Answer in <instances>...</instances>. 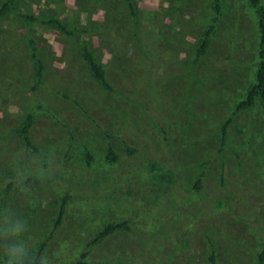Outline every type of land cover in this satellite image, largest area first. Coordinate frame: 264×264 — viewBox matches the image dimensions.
I'll list each match as a JSON object with an SVG mask.
<instances>
[{"label":"rangeland","instance_id":"obj_1","mask_svg":"<svg viewBox=\"0 0 264 264\" xmlns=\"http://www.w3.org/2000/svg\"><path fill=\"white\" fill-rule=\"evenodd\" d=\"M10 1L0 13V213L26 220L22 238L35 253L48 239L41 255L48 264L71 263L85 250L89 261L211 264L213 243L217 264H257L260 100L236 115L224 147L220 132L256 80L260 30L251 0H221L197 63L216 0H134L135 16L126 0H0V10ZM34 45L45 66L40 82ZM86 45L113 91L84 60ZM29 114L38 151L19 131ZM126 142L137 151L129 154ZM109 147L118 162L107 160ZM120 219L135 230L87 247L106 222ZM5 243L0 237V264H7Z\"/></svg>","mask_w":264,"mask_h":264},{"label":"trees","instance_id":"obj_2","mask_svg":"<svg viewBox=\"0 0 264 264\" xmlns=\"http://www.w3.org/2000/svg\"><path fill=\"white\" fill-rule=\"evenodd\" d=\"M126 1L128 2L130 9L133 15L135 16L137 11L134 0H126ZM216 3H217L216 8L218 15L214 17L213 23L208 27L204 36L201 38L199 42V45L197 47V54L195 58L196 63L200 61V59L203 57V55H205V53L209 49L211 37L215 30L216 23L219 19V14L221 12V0H216ZM11 4H12L11 1L6 3L4 7L1 8L0 13H3L5 9L9 7ZM251 4L256 9L258 16L259 30H260L259 62L256 73V80L249 87V90L246 93L245 97L242 98L241 100H238V102H236L234 112L220 125V132L222 134V147H224V145L227 143L228 129L235 120L236 115L240 111L252 109L255 106L256 101L258 99L260 100L264 109V0H251ZM31 18H34V16H31ZM49 23L51 25H54L55 27H58L63 31L65 30L67 31L66 26L57 18L51 19ZM32 57L34 60L35 78L37 79L38 82H40V79L45 71V66L43 59L38 51V47L36 45L33 46ZM84 60L90 66V69L94 74L95 78L98 81H100L106 89L113 91L115 88L111 83L106 70L103 68L102 64L95 57L94 53L92 52L91 48L88 45H86L84 48ZM33 124H34V115L29 114L26 122L19 128V131L22 133L26 144L29 147H32L34 150L38 151V148L33 143L30 135V130ZM126 148L129 154H133L137 151L128 142H126ZM91 160H92V155L90 154V152H88V158L86 161L87 165L91 164ZM107 160L109 162H118L120 160V156L115 152L113 147H109ZM204 178H205V173H202L194 183V188L197 189L198 191L202 190L203 188ZM68 203H69L68 198L66 197L63 198L60 209L56 217L55 228L53 230L54 232L59 228V226L62 224L64 220V217L67 213ZM134 230L135 228L132 225L131 219L108 221L100 229H98L95 235L87 242V247L92 248L95 244L104 242L108 237L112 236L117 232H122V231L133 232ZM47 240L39 245L38 252L36 254L37 258H39L42 255V252L48 243ZM214 248L215 246L212 243L211 254L209 256V261L211 264H217V255H216V250ZM88 255H89L88 250L81 251L77 259L68 264H129L124 262L111 263V262H102V261H89ZM257 259H258L257 264H264V246L257 253ZM0 260H2L1 257Z\"/></svg>","mask_w":264,"mask_h":264},{"label":"clouds","instance_id":"obj_3","mask_svg":"<svg viewBox=\"0 0 264 264\" xmlns=\"http://www.w3.org/2000/svg\"><path fill=\"white\" fill-rule=\"evenodd\" d=\"M27 231L26 220L8 211L0 213V237L6 241L3 255L7 264H48L47 258H37L33 246L22 238Z\"/></svg>","mask_w":264,"mask_h":264}]
</instances>
